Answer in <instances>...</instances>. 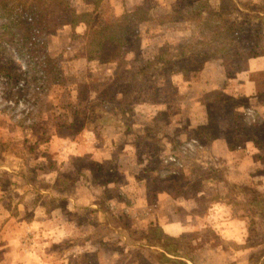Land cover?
<instances>
[{
	"label": "rangeland",
	"instance_id": "374dc122",
	"mask_svg": "<svg viewBox=\"0 0 264 264\" xmlns=\"http://www.w3.org/2000/svg\"><path fill=\"white\" fill-rule=\"evenodd\" d=\"M7 1L12 11L23 4L41 18L49 55L60 57L62 70L33 95L37 67L16 52V42H7L10 54L0 61L12 77L0 75V127L8 123L27 134L20 143L29 159L45 157L47 147L64 143L59 138L79 144L90 138L110 148V158L99 166L60 159L64 180L51 194L41 191L46 180H35L46 163H36L25 214L11 225L0 214V264H176L161 258L162 244L170 257L197 264L208 263L213 249L236 254L245 264H264V71L249 73L258 92L250 100L207 91V79L201 83L216 66L227 78L247 77L248 60L262 56L264 0ZM6 5L0 4L1 13ZM80 12L85 15L79 20L89 23L72 25ZM89 31L116 39L100 44L88 38ZM118 37L123 45L116 52ZM21 77L30 110L13 117L9 102L19 94L14 86ZM192 113L203 114L206 123L196 125ZM34 127L37 139L30 138ZM213 135L225 138L229 151L214 149ZM191 140L197 141L193 148L179 152ZM6 141L0 135V156ZM120 143L127 149L120 150ZM10 184L0 176V195ZM86 190L96 195L93 203L67 197ZM37 205L43 215L30 210ZM213 209L224 218L244 217L243 244L211 225ZM158 212L179 214L193 229L167 235L155 223ZM138 216L151 221L136 227Z\"/></svg>",
	"mask_w": 264,
	"mask_h": 264
},
{
	"label": "crops",
	"instance_id": "0c3cea01",
	"mask_svg": "<svg viewBox=\"0 0 264 264\" xmlns=\"http://www.w3.org/2000/svg\"><path fill=\"white\" fill-rule=\"evenodd\" d=\"M262 56L261 57H253L248 60L247 68L243 71L247 72V77L244 79H240V76L238 74L233 75L231 78H227L223 76L221 72V67L216 66L213 69L215 72H212L209 77H205L203 80H201V83H205L206 79L208 81V84L206 86L207 91H221L225 95H228L229 97L236 98L237 96L245 97L250 99L257 98L258 92H257V83L254 79H251L249 76V73H254L258 71H264V42L262 44ZM219 74V75H218ZM205 112V111H204ZM201 113L202 110H201ZM206 113V112H205ZM182 114V113H181ZM193 114V113H192ZM180 115V113H179ZM193 120L196 123V125H203L206 123L207 119L206 117L201 115L193 114ZM189 117V116H188ZM2 118H0L1 120ZM2 122V121H1ZM190 123V122H189ZM122 125V124H121ZM32 139L33 137L35 139L39 136V131L37 130V127H34L31 132ZM0 135L4 140L7 139L6 143L3 144L5 148H3V153L0 156V176L3 175L4 177L8 176V181L11 183L10 187L8 188V192L5 194L0 195V200L3 202H6L8 206L1 207L0 208V214L1 216H5L7 218L6 224L11 225L12 223L16 222V216H20L25 214L27 207V199H31L32 197L29 195V189L32 186L31 179L29 178V175H32L31 168L33 166H36V163H40L44 161L46 163V167L48 168L47 171H43V173L37 172L35 180L42 181L46 180L48 183L47 187L45 189H41L42 192L50 193V190L54 193L55 190L58 191L57 187H54L58 183H61L64 178L61 176L60 181V175H59V169H57V166H59V161L65 162V165L68 164L73 159H87L88 161H93L96 163L97 166L102 161H105L110 158V148H106L105 146H100L97 142H91L90 138L84 139L81 144L77 142H69L65 141L64 138H59L64 141L62 144L55 143L52 144L50 147H47L49 151H46L47 154H45V157H40V155L37 158H33L34 155L31 152L30 154L32 157L29 159L27 157V150L24 147L22 143H20V138L22 136H26L27 134L23 132V130H20L18 127L11 126L10 124H6V126L0 127ZM54 136V135H53ZM27 137V136H26ZM211 144L214 145V149H220L223 151L225 150L229 151L227 149L226 143L223 137L220 136H210ZM53 138V137H52ZM10 139L18 141L17 143H9ZM51 142V140H50ZM253 143V142H252ZM128 145L126 143L122 144L120 143V150L127 149ZM129 146H132V144H129ZM247 146H250V142H247ZM117 145H115L116 149ZM223 149V150H222ZM234 149V148H233ZM232 149V150H233ZM30 155V156H31ZM120 155V153H119ZM243 162V160H242ZM54 167H51L53 166ZM242 165V164H241ZM39 167V166H36ZM42 168V166H41ZM240 168V164L238 166ZM88 171H90L89 167H86ZM229 170L231 169L228 168ZM233 170V169H232ZM239 178V177H237ZM89 181V179H88ZM19 182V183H17ZM109 182V181H108ZM115 183L114 181H110ZM13 183V184H12ZM18 184H23L22 186ZM55 184V185H54ZM25 196H20V193H25ZM17 192V198L14 196H11V193ZM41 194V192H39ZM56 194L60 195L59 192ZM64 195V193H63ZM69 200L75 202V203H81L86 204V201L89 203H93L92 201L95 199L96 195L90 191L86 190L85 192L78 194H73L67 196ZM15 200V201H14ZM33 206V205H31ZM69 207V206H68ZM187 209V208H185ZM220 209V208H219ZM29 210V209H28ZM30 210L34 211V214L43 215V209L40 206H35L33 208H30ZM217 210V209H213ZM135 211V210H134ZM164 214V212H162ZM161 212H158L156 216H158V221H155L157 225L162 229L164 233L170 236H178L179 234H182L186 231H189L191 228V223L183 222V219L179 217L178 215H170V213L166 212L165 215H163ZM217 217L211 213V216H209L210 221H215L211 225H217L216 230H219L221 232H224L223 238H227V240L234 239L238 243L243 244L244 238H243V231H244V217L241 216L240 218H224L222 215H218V212L216 211ZM155 216V215H154ZM170 216H173L172 219H170ZM142 218V217H141ZM140 216L137 217V219L134 220V225L136 227H145L148 223L150 218L147 216L145 219H141ZM154 223V224H155ZM22 225L21 222L18 221V226ZM152 225V224H151ZM211 246V245H210ZM209 252V255L205 257L208 263L206 264H245L243 260L239 261L235 255H233L231 252H223V251H214ZM215 253V254H214ZM168 256H171L167 253ZM173 260H169L170 262H174L176 264H179V262L183 261L186 264H197L198 262L192 259H187L182 256H173L171 257ZM102 260L100 259L99 262ZM168 261V260H167ZM260 261L257 262L259 264ZM166 264V263H162ZM246 264H250L248 261Z\"/></svg>",
	"mask_w": 264,
	"mask_h": 264
},
{
	"label": "trees",
	"instance_id": "16d2710c",
	"mask_svg": "<svg viewBox=\"0 0 264 264\" xmlns=\"http://www.w3.org/2000/svg\"><path fill=\"white\" fill-rule=\"evenodd\" d=\"M8 3L10 2L7 0H0V4L6 5ZM26 8V6L21 4L16 6L12 11L11 5L8 4V6L6 5L7 11L5 12V14L0 12V55L4 56V54L7 55V53L9 55L10 52L6 49L7 42H16V52L24 55L27 61H34V64L39 68V71L43 77L45 87L60 78L62 70L61 60L59 56L53 58L51 55H49L44 39L46 32L41 24V18H38L35 12L27 10ZM83 15L85 14L80 12L77 15L71 17L72 25L77 21H81L82 23H89L88 20H79V18H83ZM91 16L92 14L89 18H91ZM117 18H123V15ZM117 18L115 20H117ZM87 36L91 40L94 38L98 39L100 44L104 39H116L115 37H113V35H110V33L104 34L103 31H89ZM116 41L117 43L115 51H120L123 45V40L121 39V37H118ZM116 59L117 61H120L119 56ZM100 60L105 61L102 59L101 55ZM5 64L6 62L0 61V75L11 78L12 74ZM118 123L122 124V120H119ZM158 245L159 244L154 246H156L157 248ZM160 246L162 247L161 258L165 260H173L170 256L167 255L168 251L164 249L165 245L162 244ZM179 264L186 263L181 261L179 262Z\"/></svg>",
	"mask_w": 264,
	"mask_h": 264
},
{
	"label": "built area",
	"instance_id": "2783aa9c",
	"mask_svg": "<svg viewBox=\"0 0 264 264\" xmlns=\"http://www.w3.org/2000/svg\"><path fill=\"white\" fill-rule=\"evenodd\" d=\"M37 67V66H36ZM37 74H36V78H35V91H33V89H30V91H32V94L35 95L37 94V92L39 90H43L44 89V82H43V77L39 71V68L37 67L36 70ZM4 77V76H2ZM14 90L18 91L19 94H17L15 100H11L9 103L10 105H12L14 107V112L12 114L13 117H22L26 114L29 113L30 107H27L25 104V98L23 97L24 92L29 91L28 90V85L26 83V80L24 78H20V80L18 82L15 83L14 86ZM197 141L196 140H191V142L187 143V144H183L182 146H180L179 152H184L186 149H189L190 147L193 148L192 144H195ZM170 160L175 161V157H170Z\"/></svg>",
	"mask_w": 264,
	"mask_h": 264
}]
</instances>
